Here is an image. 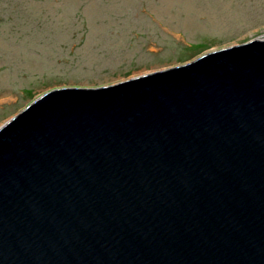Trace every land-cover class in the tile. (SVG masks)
<instances>
[{
    "label": "water",
    "instance_id": "water-1",
    "mask_svg": "<svg viewBox=\"0 0 264 264\" xmlns=\"http://www.w3.org/2000/svg\"><path fill=\"white\" fill-rule=\"evenodd\" d=\"M0 264H264V38L6 120Z\"/></svg>",
    "mask_w": 264,
    "mask_h": 264
},
{
    "label": "rangeland",
    "instance_id": "rangeland-1",
    "mask_svg": "<svg viewBox=\"0 0 264 264\" xmlns=\"http://www.w3.org/2000/svg\"><path fill=\"white\" fill-rule=\"evenodd\" d=\"M264 38V0H0V126L41 93L95 87Z\"/></svg>",
    "mask_w": 264,
    "mask_h": 264
},
{
    "label": "bare ground",
    "instance_id": "bare-ground-1",
    "mask_svg": "<svg viewBox=\"0 0 264 264\" xmlns=\"http://www.w3.org/2000/svg\"><path fill=\"white\" fill-rule=\"evenodd\" d=\"M142 74H144V73H142Z\"/></svg>",
    "mask_w": 264,
    "mask_h": 264
}]
</instances>
